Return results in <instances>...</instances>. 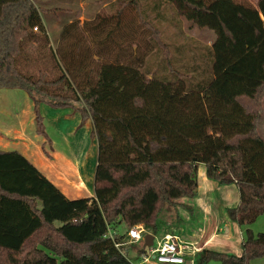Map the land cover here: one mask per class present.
Masks as SVG:
<instances>
[{
  "label": "trees",
  "instance_id": "16d2710c",
  "mask_svg": "<svg viewBox=\"0 0 264 264\" xmlns=\"http://www.w3.org/2000/svg\"><path fill=\"white\" fill-rule=\"evenodd\" d=\"M126 1L116 0L114 15L98 16L82 28L95 31L111 23L105 39L95 36L85 45L76 33L78 23L67 25L63 42L70 49L63 47L62 64L48 47L42 19L58 10H42L34 0H0V90L28 94L37 133L45 138L41 104L77 110L84 122L92 121L98 145L94 197L81 199L67 198L20 152L0 151V264H132L125 247L115 246L125 237L114 232L112 240L109 231L142 225L159 236L166 211L181 199L196 198L200 165L209 180L237 187L239 204L227 213L245 232L241 255L204 250L197 264H253L264 258V232L251 229L264 216V138L258 131L264 0L258 13L233 0H161L151 8L144 0L149 17L154 13L158 20L147 22L140 17L139 0ZM162 1L176 7L178 19L163 17ZM129 8L150 32L152 48L167 60L160 72L133 62L123 46L133 28L125 13ZM168 20L176 35L158 26ZM183 21L215 35L206 48L207 76L199 58L190 51L185 58L186 50L175 44ZM32 42L41 43L35 52H46L43 59L56 60L63 71L59 78L23 70L22 61L34 57ZM90 63L88 76L79 81ZM141 245L133 248L146 254Z\"/></svg>",
  "mask_w": 264,
  "mask_h": 264
},
{
  "label": "crops",
  "instance_id": "0c3cea01",
  "mask_svg": "<svg viewBox=\"0 0 264 264\" xmlns=\"http://www.w3.org/2000/svg\"><path fill=\"white\" fill-rule=\"evenodd\" d=\"M42 19L50 41L48 47L67 46L61 34L63 28L60 29L56 21L49 25L43 16ZM92 21L78 16L69 19L67 25L76 22L78 30H75L79 31L85 23ZM40 113L48 138L37 133L35 104L28 94L19 89L0 90V151L20 152L69 199L94 197L95 148L94 142H90L92 121L84 122L81 113L72 109H55L46 104H41ZM89 143L91 147L86 154L84 147ZM210 181L206 177L205 166L200 165L196 198L181 199L176 208H169L161 234L154 236V244L166 237L176 242L181 247L183 264H197V256L204 250L237 256L242 253L245 229L232 222L227 213L228 209L239 204L238 189L235 185L220 187ZM112 232L129 239L124 224ZM145 234H148L146 230ZM133 246L142 245L128 243L124 246L132 264H160L154 259L145 260L147 251L140 255Z\"/></svg>",
  "mask_w": 264,
  "mask_h": 264
},
{
  "label": "rangeland",
  "instance_id": "374dc122",
  "mask_svg": "<svg viewBox=\"0 0 264 264\" xmlns=\"http://www.w3.org/2000/svg\"><path fill=\"white\" fill-rule=\"evenodd\" d=\"M116 0H34L35 4L37 5L38 8L42 10H58L57 13L53 14H44L43 17L47 21L49 25H52V22H57L59 28H63L61 31V34H63L64 29L67 25V22L69 19H75L78 16H85L87 19L90 20H97L96 18L98 16H103V17H109L111 15H114L116 12L117 6L113 7L112 4ZM129 1V0H127ZM126 1V2H127ZM161 0H148V5L151 7H155L156 4L160 3ZM236 4H239L247 9L256 11L258 13V1L260 0H233ZM163 2V1H162ZM139 14L140 17L144 21L151 20L152 19L156 20V16L146 12L147 11V3L143 0H139ZM163 8V17H170L171 19L176 18L178 19V12L176 7L173 4L163 2L161 9ZM126 13V17L132 22L133 28L132 30H127V33L129 32L130 35H125V39L128 38L127 40H123V46L125 47L128 56H132V59L134 60L133 62H138L142 61V67H148L151 72H160L158 67L162 69L163 67H166V58L162 56V54L159 52L157 54V49L154 50L152 48V44L148 38L150 32L145 29L144 26H142L139 22V19L136 16V12L134 9H128ZM93 22V21H92ZM184 22V21H183ZM94 24V23H93ZM110 24L109 27H101V29H97L95 31H84L79 30L76 31L78 35L82 36L81 42L83 44H88L89 42L91 43V40L97 36L99 39H105L108 36V33L111 29V23H108L107 25ZM178 24V23H177ZM62 26V27H61ZM158 26L161 29H164L167 35H176V29L174 26L169 23L168 21H165L163 24H158ZM182 29V35L178 36L177 38L174 39L175 44L180 47L184 48L185 51V58L188 59L187 51H190L192 54L197 56L199 58L198 62L201 64V70L204 72L205 76L208 75V62L209 59L206 56L207 50L206 48L210 47L212 45V42L215 39V35L213 32L207 29H198L194 26L190 27V25L187 22L183 23V26L181 27ZM40 31V30H39ZM36 32V33H39ZM120 33L118 32L116 36L118 37ZM115 36V37H116ZM121 36V34H120ZM116 37V39H117ZM36 45L39 46L41 43L35 42ZM33 46V42L30 46L31 49V55L34 56L32 57L33 59L31 60L32 62L27 63V61L23 60L21 66L24 67L23 70L26 71L29 75L33 76H39L41 71H45L46 74L48 75V78L50 80H55L60 77V75L63 73L61 67L56 66V60L54 61L53 59L47 60L43 59L42 56L45 55L46 52H43L42 50H39V52H35L37 49V46ZM171 46V45H170ZM35 48V49H34ZM86 46H83L82 49H86ZM92 48V51H94V48ZM53 52H57V60H61L63 64V56H61L60 53L63 54V47L62 49L59 47L50 48ZM65 50H69L70 47L65 46ZM46 50V49H45ZM58 50L60 51L58 53ZM154 51V52H153ZM171 51L172 46H171ZM92 55L95 56L97 55L95 52H92ZM104 56V55H103ZM60 58V59H59ZM62 58V59H61ZM34 59H37L34 60ZM142 59V60H141ZM57 61V62H58ZM96 63H92V67L97 70ZM174 63V62H173ZM135 64V63H134ZM94 65V66H93ZM89 67H91L90 64H86V69L82 71L80 78H78L79 81L86 79L89 73ZM168 67V66H167ZM173 70L175 72H178L180 68H178L176 65L173 64L172 66ZM183 68V67H182ZM184 69V68H183ZM185 70V69H184ZM169 73H171V70H168ZM92 74L93 77L96 76V71L92 70L90 73ZM157 75V74H156ZM195 81V80H193ZM197 82V81H196ZM73 110V109H72ZM73 112H78L77 110H73ZM82 116V115H81ZM83 120V117H82ZM87 121V120H86ZM85 121V122H86ZM259 134L264 138V103H263V112H262V118L259 123L258 127ZM93 135L91 136V144L94 142L93 146L95 148V160H94V166H95V172H96V167H97V162H98V145H97V140L96 138L93 139ZM91 144H85L86 147H84V152H88L89 148L91 147ZM90 145V146H89ZM85 154V155H86ZM210 181V180H209ZM209 183H216L214 181H210ZM213 184V185H214ZM218 185V183H217ZM220 186V185H218ZM222 187V186H220ZM164 218H166L164 214ZM251 229L254 231L255 234L264 232V216L260 217L258 221L251 226ZM129 239L123 240V243H128ZM44 264V263H42ZM53 264V263H51ZM253 264H264V258L254 260Z\"/></svg>",
  "mask_w": 264,
  "mask_h": 264
},
{
  "label": "built area",
  "instance_id": "2783aa9c",
  "mask_svg": "<svg viewBox=\"0 0 264 264\" xmlns=\"http://www.w3.org/2000/svg\"><path fill=\"white\" fill-rule=\"evenodd\" d=\"M34 31L37 32L38 28L35 27ZM145 229L139 225L135 226L128 231L130 244L145 243ZM108 238L114 240L115 233L109 231ZM128 243H116L115 246L120 248ZM145 260L154 259L160 264H183L184 260L181 256V247L169 237L158 240L151 248H147Z\"/></svg>",
  "mask_w": 264,
  "mask_h": 264
},
{
  "label": "water",
  "instance_id": "95a60500",
  "mask_svg": "<svg viewBox=\"0 0 264 264\" xmlns=\"http://www.w3.org/2000/svg\"><path fill=\"white\" fill-rule=\"evenodd\" d=\"M154 240H155V237L151 234H148L146 237H145V243H144V246L146 248H151L153 245H154Z\"/></svg>",
  "mask_w": 264,
  "mask_h": 264
}]
</instances>
